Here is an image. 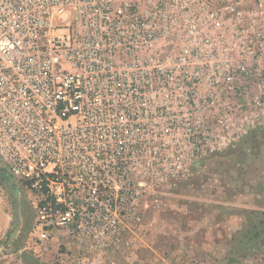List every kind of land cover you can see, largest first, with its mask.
<instances>
[{
    "label": "built area",
    "instance_id": "built-area-1",
    "mask_svg": "<svg viewBox=\"0 0 264 264\" xmlns=\"http://www.w3.org/2000/svg\"><path fill=\"white\" fill-rule=\"evenodd\" d=\"M264 133V0H0V166L76 264L141 203Z\"/></svg>",
    "mask_w": 264,
    "mask_h": 264
},
{
    "label": "rangeland",
    "instance_id": "rangeland-1",
    "mask_svg": "<svg viewBox=\"0 0 264 264\" xmlns=\"http://www.w3.org/2000/svg\"><path fill=\"white\" fill-rule=\"evenodd\" d=\"M246 143L144 199L140 226L97 252L95 264H264V135ZM37 198L0 166V264H76L75 246L55 236L48 251L36 245ZM16 201L22 225L10 239Z\"/></svg>",
    "mask_w": 264,
    "mask_h": 264
},
{
    "label": "crops",
    "instance_id": "crops-1",
    "mask_svg": "<svg viewBox=\"0 0 264 264\" xmlns=\"http://www.w3.org/2000/svg\"><path fill=\"white\" fill-rule=\"evenodd\" d=\"M58 234H61V236L58 235ZM59 236H60V237H59ZM60 239H61V240H60ZM55 240H58L59 242L61 241V242H62L61 245H63V246H72V245L75 246L76 253H77V254L80 253L79 248H78L74 243H72V242L69 240V238L66 237L65 231H60V232L56 233V234H55ZM47 251H48V250H47ZM105 251H106V250L102 251V253H105ZM98 253H99V252H98ZM96 254H97V253H93V255H91V256L89 257L88 260L93 261V259H94V257L96 256ZM89 263H90V262H89ZM90 264H91V263H90ZM92 264H95V260L93 261Z\"/></svg>",
    "mask_w": 264,
    "mask_h": 264
},
{
    "label": "water",
    "instance_id": "water-1",
    "mask_svg": "<svg viewBox=\"0 0 264 264\" xmlns=\"http://www.w3.org/2000/svg\"><path fill=\"white\" fill-rule=\"evenodd\" d=\"M14 212H15V217L17 219V227L16 230L13 232V234L11 235L10 239H13L16 234L18 233L21 225H22V221H21V217H20V209H19V203L18 201H16L15 203V208H14Z\"/></svg>",
    "mask_w": 264,
    "mask_h": 264
},
{
    "label": "trees",
    "instance_id": "trees-1",
    "mask_svg": "<svg viewBox=\"0 0 264 264\" xmlns=\"http://www.w3.org/2000/svg\"><path fill=\"white\" fill-rule=\"evenodd\" d=\"M260 135H264V133H262V134H260ZM258 136H259V135L254 136V137H252V139L256 140V139L258 138ZM246 144H247V143H246Z\"/></svg>",
    "mask_w": 264,
    "mask_h": 264
}]
</instances>
